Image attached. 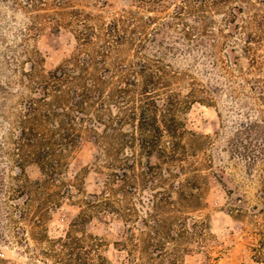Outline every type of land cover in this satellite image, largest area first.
Masks as SVG:
<instances>
[{
    "label": "rangeland",
    "instance_id": "1",
    "mask_svg": "<svg viewBox=\"0 0 264 264\" xmlns=\"http://www.w3.org/2000/svg\"><path fill=\"white\" fill-rule=\"evenodd\" d=\"M0 264H264V0H0Z\"/></svg>",
    "mask_w": 264,
    "mask_h": 264
},
{
    "label": "trees",
    "instance_id": "2",
    "mask_svg": "<svg viewBox=\"0 0 264 264\" xmlns=\"http://www.w3.org/2000/svg\"><path fill=\"white\" fill-rule=\"evenodd\" d=\"M147 82H145V84L142 86V93H143V98H145V100H150L149 103L147 104L149 106L148 109V118H146V110H144L145 108H143V111L140 114V128L142 130H144L145 132H152V134H150V136L152 135V139L148 140V138L143 137L141 139V146L145 149L146 153L148 155H152L154 153V151L156 150L155 148L157 147L158 142H161L162 137L164 135L165 132H167L170 136H173L174 138L179 137L181 135L180 132V125H178L174 119L172 121L171 124L169 125H165V127L160 124L157 123V115H154V117L150 115V111L151 109H155L158 110V106L156 105L157 102L155 101V99L153 98V96L151 95V93L153 92V90L155 91L156 88L159 87V85L163 84L162 81V77H159L158 75H149V77L146 80ZM177 99L176 98H170L169 99V103L171 105H177ZM164 104V103H163ZM162 105V104H161ZM147 106V107H148ZM148 119H150V121H148ZM154 119V121H153ZM150 127H153V130H150ZM159 146V145H158ZM162 149V147H161ZM163 151V149L161 150ZM19 169H23L22 166H19Z\"/></svg>",
    "mask_w": 264,
    "mask_h": 264
}]
</instances>
